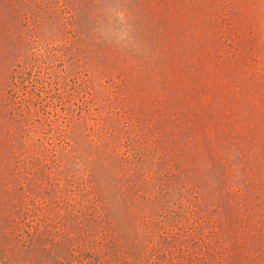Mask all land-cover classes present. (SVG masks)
<instances>
[{
  "label": "rangeland",
  "instance_id": "obj_1",
  "mask_svg": "<svg viewBox=\"0 0 264 264\" xmlns=\"http://www.w3.org/2000/svg\"><path fill=\"white\" fill-rule=\"evenodd\" d=\"M0 264H264V0H0Z\"/></svg>",
  "mask_w": 264,
  "mask_h": 264
}]
</instances>
